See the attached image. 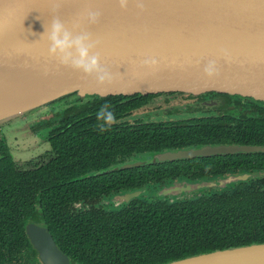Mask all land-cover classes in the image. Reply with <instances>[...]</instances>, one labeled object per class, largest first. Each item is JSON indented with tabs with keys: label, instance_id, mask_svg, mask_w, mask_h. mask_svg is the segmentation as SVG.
<instances>
[{
	"label": "water",
	"instance_id": "obj_1",
	"mask_svg": "<svg viewBox=\"0 0 264 264\" xmlns=\"http://www.w3.org/2000/svg\"><path fill=\"white\" fill-rule=\"evenodd\" d=\"M137 2L129 0L127 8L121 9L118 0H0V126L76 92L120 95L177 90L198 94L215 90L264 101V0H140L143 12ZM55 7L69 31L86 30L93 41H99L95 52L101 56V65L111 71V83L99 85L49 56L48 33ZM89 12L101 14L97 25L88 24ZM221 49L230 53V60L224 59ZM148 58L158 62L144 65ZM213 60L219 74L210 79L204 67ZM257 153L264 154L263 145H205L153 153L148 164ZM139 165L145 163L120 169ZM246 177H264V171L208 181H176L159 194L190 199L191 193L225 189ZM142 193L146 189L114 200L127 203ZM28 234L44 264H67L46 231L31 226ZM162 264H264V242Z\"/></svg>",
	"mask_w": 264,
	"mask_h": 264
},
{
	"label": "flooded vegetation",
	"instance_id": "obj_2",
	"mask_svg": "<svg viewBox=\"0 0 264 264\" xmlns=\"http://www.w3.org/2000/svg\"><path fill=\"white\" fill-rule=\"evenodd\" d=\"M105 103L111 105L119 122L101 133L97 127L96 113ZM217 117L224 122L264 117V101L253 97H233L215 90L198 94L177 90L120 95L76 92L46 104L23 118L5 123L11 129L9 134L2 133L5 124L1 125L0 158L8 157L15 173H36L58 179L61 185L72 184L73 195L71 201L65 199L58 205L63 209V215L69 216L70 222H52L56 225L52 227L48 222L27 219L33 215L32 203L23 212V222H0V259H9L8 264H44L28 234V228L35 226L51 236L67 264H107V212L128 207L135 199L177 201L176 197L160 196L159 192L176 181H200L182 177L161 183L153 181L154 173L140 168L169 163L148 164L152 154L157 152H153L154 147L159 146L156 141L175 142V139L183 137L180 129L205 126L208 119ZM163 146L165 149L160 152L201 147L190 141H181V147L176 148L168 147V144ZM137 163L145 165L120 169ZM114 168L118 169L113 171ZM134 168L139 170L131 171ZM262 171H219L212 174L210 179L204 176L201 180L250 176ZM107 176L118 180L146 178L149 181L143 187H137L142 184L139 181L129 189L113 183L115 189L111 190L112 183L107 184ZM246 178V181L230 184L225 189L209 188L189 195L196 197L213 190L225 191L261 177ZM144 189L146 193L127 203L114 200L119 195ZM59 224L68 225L65 230L70 233L64 232ZM71 237L74 239L72 243L69 241Z\"/></svg>",
	"mask_w": 264,
	"mask_h": 264
},
{
	"label": "trees",
	"instance_id": "obj_3",
	"mask_svg": "<svg viewBox=\"0 0 264 264\" xmlns=\"http://www.w3.org/2000/svg\"><path fill=\"white\" fill-rule=\"evenodd\" d=\"M178 132V131H172ZM183 136L175 142L156 141L153 152L168 147L193 145H263L264 117L221 121L210 118L205 126L180 129ZM146 144L147 150L148 144ZM143 145V146H144ZM176 146V147H175ZM155 152V153H157ZM155 175L153 181L210 179L219 171L237 169L264 170V154H236L195 158L140 168ZM134 168L131 171H137ZM205 176V177H204ZM204 177V178H203ZM94 182L95 180H91ZM149 179L109 178L127 189ZM72 184L61 185L58 179L39 174H17L8 157L0 158V222H23L32 203V221L70 222L59 202L72 200ZM37 206H40L38 209ZM26 219V220H27ZM68 225L59 224L63 231ZM105 224L102 225L104 227ZM73 236V233L70 234ZM77 234V238H78ZM72 243L73 237L69 239ZM66 242V241H65ZM264 242V177L256 178L225 191L170 201L133 200L128 207L107 212V264H162L216 249ZM9 260V259H8ZM1 260L0 264H8ZM8 262V263H7Z\"/></svg>",
	"mask_w": 264,
	"mask_h": 264
},
{
	"label": "clouds",
	"instance_id": "obj_4",
	"mask_svg": "<svg viewBox=\"0 0 264 264\" xmlns=\"http://www.w3.org/2000/svg\"><path fill=\"white\" fill-rule=\"evenodd\" d=\"M121 9H126L129 0H118ZM137 8L143 12L144 4L138 0ZM58 7L53 8V19L48 33L49 56L56 57L60 65L71 68L82 73L85 77H92L97 84L103 85L111 83L113 75L111 71L101 65V56L95 49L99 46V41H93L92 34L86 30H81L79 34L69 31L59 17ZM99 12L88 13V24L97 25L100 22ZM220 54L225 60H230V53L226 49H221ZM156 59L148 58L143 61L144 65H155ZM204 74L208 78H213L219 74L216 61H209L204 67ZM98 130L103 133L111 129L119 121L111 105L103 104L96 113Z\"/></svg>",
	"mask_w": 264,
	"mask_h": 264
},
{
	"label": "rangeland",
	"instance_id": "obj_5",
	"mask_svg": "<svg viewBox=\"0 0 264 264\" xmlns=\"http://www.w3.org/2000/svg\"><path fill=\"white\" fill-rule=\"evenodd\" d=\"M55 106H56V105H55ZM55 106H54V107H55ZM2 128H3V131H2L3 134H5V132H6L7 134H9V131H10L11 129H10L9 127H7V124L3 125Z\"/></svg>",
	"mask_w": 264,
	"mask_h": 264
}]
</instances>
